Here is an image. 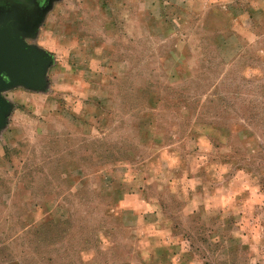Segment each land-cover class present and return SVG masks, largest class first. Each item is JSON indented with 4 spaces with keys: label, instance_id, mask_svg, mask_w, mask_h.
Here are the masks:
<instances>
[{
    "label": "rangeland",
    "instance_id": "rangeland-1",
    "mask_svg": "<svg viewBox=\"0 0 264 264\" xmlns=\"http://www.w3.org/2000/svg\"><path fill=\"white\" fill-rule=\"evenodd\" d=\"M31 4L0 0L35 55L0 89V264H264V0Z\"/></svg>",
    "mask_w": 264,
    "mask_h": 264
},
{
    "label": "water",
    "instance_id": "water-1",
    "mask_svg": "<svg viewBox=\"0 0 264 264\" xmlns=\"http://www.w3.org/2000/svg\"><path fill=\"white\" fill-rule=\"evenodd\" d=\"M35 74V55L11 31H0V89Z\"/></svg>",
    "mask_w": 264,
    "mask_h": 264
},
{
    "label": "flooded vegetation",
    "instance_id": "flooded-vegetation-1",
    "mask_svg": "<svg viewBox=\"0 0 264 264\" xmlns=\"http://www.w3.org/2000/svg\"><path fill=\"white\" fill-rule=\"evenodd\" d=\"M44 1L45 0H36V4L37 3L38 4L36 6H35V4L34 5L31 4L30 7H35V9H37V11H38V10H40L42 8ZM26 9H28V8H26ZM11 28H12L11 24L10 23H7L5 25L0 26V31H2V32H8L9 30L11 31ZM11 33H12V31H11Z\"/></svg>",
    "mask_w": 264,
    "mask_h": 264
}]
</instances>
